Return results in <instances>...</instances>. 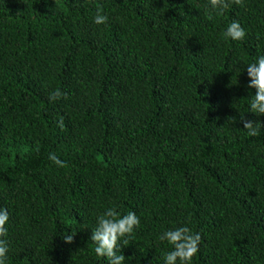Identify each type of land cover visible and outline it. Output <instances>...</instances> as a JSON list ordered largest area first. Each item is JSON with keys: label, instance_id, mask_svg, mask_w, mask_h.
<instances>
[{"label": "trees", "instance_id": "obj_1", "mask_svg": "<svg viewBox=\"0 0 264 264\" xmlns=\"http://www.w3.org/2000/svg\"><path fill=\"white\" fill-rule=\"evenodd\" d=\"M233 20L243 40L223 37ZM262 55L264 0H0L6 264H108L90 237L112 207L140 219L124 264H165L159 236L184 226L191 264H264V127L240 123L264 125L246 69Z\"/></svg>", "mask_w": 264, "mask_h": 264}, {"label": "clouds", "instance_id": "obj_2", "mask_svg": "<svg viewBox=\"0 0 264 264\" xmlns=\"http://www.w3.org/2000/svg\"><path fill=\"white\" fill-rule=\"evenodd\" d=\"M210 7L217 12L223 14V11L230 7L231 4L242 5L243 0H208ZM209 19L212 17L209 16ZM108 17L97 9L94 23L97 25L106 24ZM245 31L240 23L233 20L223 33V37L234 41L243 40ZM250 83L247 85L249 89H255L256 94L251 96L249 100V111L257 116H264V55L258 57L255 62L250 63L246 67ZM60 98H67V93L61 92L59 89L49 94L48 99L55 101ZM233 122L235 118L230 117ZM240 123L249 136H257L264 125L258 121L246 120L244 116L240 117ZM63 118H60L59 127L63 128ZM38 150V148H37ZM49 159L58 167H66L67 164L62 162L55 154H49ZM9 220V213L6 208H0V264H6L7 254L9 252V241L5 239L7 236L6 224ZM140 226V219L135 212L129 211L127 214L121 215L115 207L109 208L106 212L97 218V226L92 229L90 237L94 244L95 255L106 258L108 264H124L125 256L118 249V242L123 237L130 236L134 229ZM75 233L71 235L64 234L65 243L74 242ZM159 239L166 241L171 246V251L164 254L165 264H191L193 257L199 251L201 235L193 233L188 227H178L163 232ZM127 243V240H124Z\"/></svg>", "mask_w": 264, "mask_h": 264}]
</instances>
